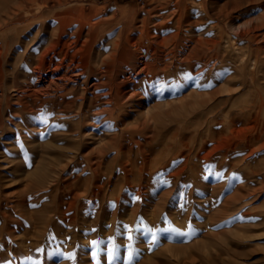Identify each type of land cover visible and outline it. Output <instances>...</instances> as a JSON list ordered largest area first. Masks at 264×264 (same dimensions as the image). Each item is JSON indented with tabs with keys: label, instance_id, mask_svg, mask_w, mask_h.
<instances>
[{
	"label": "rangeland",
	"instance_id": "rangeland-1",
	"mask_svg": "<svg viewBox=\"0 0 264 264\" xmlns=\"http://www.w3.org/2000/svg\"><path fill=\"white\" fill-rule=\"evenodd\" d=\"M35 4L46 17L25 42L41 26L50 37L60 20L65 39L85 43V59L107 60L91 64L84 84L83 75L57 81L46 67L39 78L35 43L28 48L36 54L8 56L0 37V264H264V141L247 110L264 98V0ZM184 17L196 31L180 28L175 56L153 50L152 38L175 33ZM190 36L217 45L198 49ZM183 56L193 70L180 65ZM165 63L169 75L151 79L159 68L145 64ZM53 82L103 96L88 121L75 112L44 116L39 90L51 94L42 100L57 95ZM241 154L247 166L232 167Z\"/></svg>",
	"mask_w": 264,
	"mask_h": 264
},
{
	"label": "bare ground",
	"instance_id": "bare-ground-1",
	"mask_svg": "<svg viewBox=\"0 0 264 264\" xmlns=\"http://www.w3.org/2000/svg\"><path fill=\"white\" fill-rule=\"evenodd\" d=\"M177 1V0H176ZM36 0H19L18 3L14 4V6H9V0H0V29H4L8 26H10L9 28L4 29V32H1V36L2 39V46L6 49H11L10 53H6L9 54L8 56H10L15 50L17 49H22L24 48L25 54L28 55H32L35 52H39L36 56L37 62H38V67H39V78H42V75H46L47 74V70L45 69L48 68L50 69L52 76L55 77V79L57 81H59V79H67V80H72V77L77 78L78 80L82 79L81 76H86L85 80L82 81L80 84H84L85 81H87L89 78L94 76V69L91 68V64L94 63H98L100 64H104L106 63V58H102L99 62H97L96 57H93V55H89L86 59L84 58V44L85 43H80L79 40H75V39H65V35L67 32V28L64 29L61 28V24L62 23L59 20V24H57V26L55 27V30L52 32L51 36L46 38L43 37V27H39L33 34V36L31 37L29 42H25V38H27V36H31L30 34V30L29 27L32 26L31 24L34 23L35 20H39L40 18H44L46 16H44L45 12L43 11V9H41V7L39 6V4H35ZM175 4V3H174ZM182 7V6H181ZM249 10L245 9L241 12L242 15L248 13ZM178 13V12H177ZM185 15V14H184ZM229 15L230 19H229V23H228V27L230 29H232L235 26V19H237L236 17H234V15L232 14L231 11H229L226 16ZM245 16V15H244ZM30 21L29 25H25V26H21V23H24V21ZM56 20V19H55ZM54 21V18H53ZM40 22V21H39ZM58 22V21H57ZM195 22L193 19H191L190 17H184L183 21L182 20H178V22L176 23V25H174L176 27V32L175 33H171V34H167V30L165 29V32L162 33L161 35L158 36H154L151 40V44H154V46L152 47L153 50H166L168 52H173V56H175L176 51V47L177 44L175 42L176 37L179 35V31L181 27H184V29L186 30V32L188 34H191L193 32L196 31V26H195ZM200 24V23H199ZM20 25V26H18ZM45 25V24H44ZM68 26V25H67ZM261 26H254L252 27L250 30H246L244 31L242 34L245 35H250V31L254 32L257 31ZM64 29V30H63ZM49 31V30H48ZM32 32V33H33ZM70 32V31H69ZM68 32V33H69ZM78 32V31H77ZM75 32V36L76 33ZM81 35V33H80ZM144 35V34H143ZM146 36H148V34H145ZM74 36V35H73ZM200 36V35H199ZM215 36V35H214ZM220 36V35H219ZM223 36V35H222ZM70 37V35H69ZM72 37V35H71ZM218 37V36H217ZM254 37V36H253ZM194 38V37H193ZM190 36V39L195 40L193 42L196 43V45L199 47H197L198 49H204L205 48H213L216 47L217 42L213 41L212 39L209 40H204L203 38H198V39H193ZM211 38V37H210ZM223 38V37H222ZM209 39V38H208ZM217 39V38H216ZM226 40V39H225ZM246 40V39H245ZM218 41V39H217ZM190 42V41H189ZM31 43H35V48L33 50H35V52H33V50H29L28 46ZM80 43V44H79ZM194 44V43H193ZM116 46V45H114ZM113 46V47H114ZM194 46V45H193ZM219 46V45H218ZM217 46V48H219ZM262 46V45H261ZM112 47V48H113ZM28 48V49H27ZM32 48V47H31ZM196 48V47H195ZM180 49V48H179ZM187 49V48H186ZM260 49H264V48H260ZM3 50V49H2ZM2 50L0 49V55L2 54ZM183 50V49H182ZM193 50V49H192ZM195 50V49H194ZM216 50V49H215ZM176 51V52H175ZM179 51V50H178ZM209 51V50H208ZM33 52V53H32ZM180 52V51H179ZM191 52V51H190ZM15 53V52H14ZM117 53V52H116ZM182 53V52H181ZM184 53V51H183ZM193 53V52H192ZM199 53V52H198ZM197 53V54H198ZM36 54V53H35ZM98 54V53H97ZM115 54V53H114ZM201 54V53H200ZM186 55V52H185ZM106 56V55H105ZM190 56V55H187ZM194 55L192 54L191 57H193ZM196 56V55H195ZM207 56V55H206ZM184 57V56H183ZM214 57L216 58V56L214 55ZM213 57V59H215ZM78 61V64H75V67H71L70 63H66L68 62H74V60ZM174 59V60H173ZM173 61H176V58H173ZM190 58L188 57H184V60L181 61L180 65L182 64V66H184L185 64L182 62H187V66L190 69H194V64H190ZM27 61V60H26ZM171 61V59H170ZM172 61V62H173ZM194 62V60H192ZM168 62V61H167ZM197 61H195L196 63ZM178 63V62H176ZM199 63V62H198ZM174 64V62H173ZM203 64V62H202ZM132 64H130L131 66ZM149 69L150 66L151 67H158L159 68V73L156 74L154 73L151 76V79L155 80L157 78H163V77H167L170 73V71L172 70V64L170 63H165L164 66H160L159 64L157 65H149L145 64ZM144 65V67H146ZM176 65V64H175ZM174 65V66H175ZM196 65L198 66V64L196 63ZM195 65V66H196ZM26 66V65H25ZM74 66V65H73ZM128 66V65H127ZM129 66V69H131ZM177 66V65H176ZM175 66V67H176ZM196 66V67H197ZM146 67V68H147ZM180 67V66H179ZM195 67V68H196ZM76 68H81L80 72H75ZM103 68V67H102ZM147 68V69H148ZM183 68V67H181ZM198 68V67H197ZM134 69V67H133ZM144 69V68H143ZM143 69H141L140 71H142ZM146 69V70H147ZM199 69V68H198ZM46 70V71H45ZM153 70V69H152ZM196 70V69H195ZM36 71V70H35ZM36 71V72H38ZM77 71V70H76ZM197 71V70H196ZM49 72V73H50ZM70 72H72L70 74ZM193 72V71H192ZM195 72V71H194ZM50 73V74H51ZM76 74L80 75L78 77L72 76V74ZM130 73V72H129ZM187 73V72H186ZM199 73V72H198ZM201 73V72H200ZM199 73V74H200ZM70 74V75H69ZM74 74V75H75ZM178 75V73L176 74ZM36 76V75H35ZM46 77V76H45ZM37 78V77H36ZM149 78V76H148ZM53 79V78H52ZM51 79V80H52ZM76 79V80H77ZM150 79V80H151ZM50 80V81H51ZM54 80V79H53ZM48 81V80H47ZM29 83V82H28ZM38 83V82H37ZM49 84V83H47ZM60 85V84H59ZM30 86V85H29ZM32 86V85H31ZM52 83L49 85V89H51ZM57 83L53 82V87L52 90H54L55 92H58V94L53 95L50 98H46L44 100H42L40 97H42L43 94V89L39 90V100L42 102L40 104V107H46L45 113L46 115H44L48 120H52V118L50 117L52 114H56V113H68V112H75V115L77 117V120L81 121H88L89 119V113L92 112V110H94V108L98 107V99H101L100 97H103L101 94H99L98 92L94 91V92H90L89 88L84 85L83 87H80L79 93H76L75 88H71V89H66L65 87L60 88L58 86V88H56ZM89 86V85H88ZM43 88V87H42ZM54 88V89H53ZM112 88V87H111ZM114 88V87H113ZM31 89V88H30ZM113 90V89H111ZM17 90H15L16 92ZM23 91V90H22ZM114 91V90H113ZM112 91V92H113ZM53 92V91H52ZM101 93V92H100ZM44 94H48L51 96V94L47 91L44 92ZM92 94V95H90ZM104 95V94H103ZM109 95V93H108ZM68 96H72L71 98H67ZM105 97V96H104ZM114 97V96H112ZM103 99V98H102ZM106 99V98H105ZM113 99V98H112ZM112 99H109L106 101V103H110L112 101ZM115 99V98H114ZM117 99V98H116ZM77 100H79L77 102ZM212 100V98H211ZM210 99L208 101H210V103L212 102ZM102 103V102H101ZM115 103V101H114ZM31 104V103H30ZM33 104V103H32ZM36 104V103H35ZM48 108H50L51 110L48 111ZM56 105V107H54L52 109V106ZM116 104V103H115ZM208 104V103H207ZM97 105V106H96ZM117 105V104H116ZM206 105V104H205ZM32 106V105H31ZM203 106V105H202ZM246 106V105H245ZM205 107V106H204ZM233 107V106H232ZM247 107H249L248 110V114H254L260 121H259V130H260V135H261V139L264 141V98L262 96H257V97H253L252 100H250V103H247ZM226 108V107H225ZM204 109V108H203ZM214 109V108H213ZM211 109V110H213ZM217 109V108H216ZM231 109V108H230ZM229 109V110H230ZM36 110V109H35ZM108 109L103 107L101 108V111H107ZM225 110V109H224ZM223 110V111H224ZM226 110H228L226 108ZM245 110V109H244ZM100 111V112H101ZM41 112L43 113L44 111L40 110L39 111V119H43V117L40 115ZM227 112V111H226ZM225 112V113H226ZM224 113V114H225ZM228 113V112H227ZM226 113V114H227ZM232 113V112H231ZM113 114V113H112ZM111 114V115H112ZM223 114V116H224ZM233 114V113H232ZM114 115V114H113ZM221 115V114H220ZM219 115V116H220ZM248 115V116H249ZM210 116V115H209ZM208 116V117H209ZM41 119V120H42ZM224 119V118H223ZM226 119V118H225ZM211 128V127H210ZM214 128V127H213ZM215 129V128H214ZM216 130V129H215ZM233 133V132H232ZM216 134V133H215ZM219 135V134H218ZM214 137V136H213ZM215 138V137H214ZM264 146V145H263ZM238 148V147H237ZM238 151V150H236ZM247 156L242 157V154L235 157L233 159V162L231 164L232 167L234 168H238L240 169V165H244L247 166V161H246ZM213 165V164H212ZM214 166V165H213ZM214 168V167H213ZM226 171V170H225ZM230 171V170H229ZM228 172V171H227ZM254 173H256L259 176H262V172L259 171H255ZM229 173H227L228 175ZM262 174V175H261ZM247 177H249L250 175H246ZM241 178V177H240ZM242 179V178H241ZM233 210V209H232ZM236 210V209H234ZM188 219V218H187ZM191 219V218H190ZM23 223L25 222L22 221ZM36 224V223H34ZM38 227V226H37ZM34 230V229H33ZM36 230V229H35ZM27 231V230H26ZM33 232V231H32ZM30 233V232H29ZM38 233H36L37 236ZM22 240V239H20ZM29 242V241H28ZM26 243V242H25ZM24 244V243H23ZM36 246V245H35ZM27 247V246H26ZM28 251V250H27ZM37 253V252H36ZM22 261V259H21ZM28 262V261H27ZM26 262V263H27ZM34 262V261H33Z\"/></svg>",
	"mask_w": 264,
	"mask_h": 264
}]
</instances>
